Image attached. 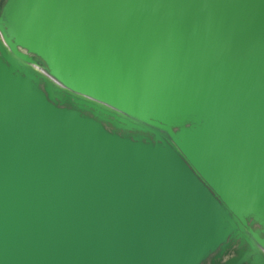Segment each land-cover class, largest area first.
<instances>
[{
  "label": "water",
  "instance_id": "obj_1",
  "mask_svg": "<svg viewBox=\"0 0 264 264\" xmlns=\"http://www.w3.org/2000/svg\"><path fill=\"white\" fill-rule=\"evenodd\" d=\"M0 264H264V0H0Z\"/></svg>",
  "mask_w": 264,
  "mask_h": 264
}]
</instances>
